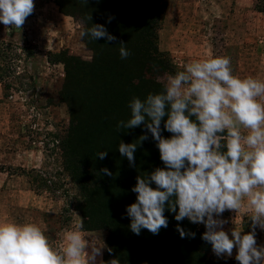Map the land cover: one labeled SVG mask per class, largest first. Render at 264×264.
I'll return each mask as SVG.
<instances>
[{
    "label": "rangeland",
    "instance_id": "1",
    "mask_svg": "<svg viewBox=\"0 0 264 264\" xmlns=\"http://www.w3.org/2000/svg\"><path fill=\"white\" fill-rule=\"evenodd\" d=\"M241 2L242 7L237 2L232 5V0H129L126 5L117 0H34V12L22 28L6 29L0 22V67L4 84L11 88L6 92L0 84V166L5 167L0 172V223H30L35 214L23 206L30 204L50 210L44 220L53 232L60 228L65 208L70 231L78 228L82 219L75 211L79 189L63 157L69 136L73 137L68 140L72 157L90 160L97 171L106 167L113 173L107 203L112 213L126 211L130 201H136L131 189L137 176L148 175L154 155L157 164L160 155L150 133L140 144L143 126L117 128L119 121L130 118L129 103L134 97L144 100L150 93H159L167 75L183 71L194 60L218 56L230 58L234 75L264 81V13L256 10L258 0ZM109 16L114 17L111 23ZM93 24L105 25L116 40L81 37ZM150 39L157 55L144 48L145 41L152 45ZM121 42L130 52L126 59L120 56ZM122 141L137 144L136 167L121 156ZM102 151L108 154L100 160ZM38 175L49 186L60 185L59 189L36 192ZM250 217L248 209H241L239 213L226 210L220 218L228 221L224 230L232 238L234 228L242 235L251 231ZM193 225L200 234L199 260L237 264L236 247L231 257L217 258L211 244L201 238L205 226ZM126 227L127 221L120 233ZM82 235L89 242L87 252L93 239L103 247L96 264L101 259L105 264L112 259L122 264H191L187 251L177 247L179 233L174 229L158 235L147 229L134 237L122 235L136 248L110 254L108 231H82ZM162 235L165 243L158 245ZM256 239L258 246H264V230L259 227Z\"/></svg>",
    "mask_w": 264,
    "mask_h": 264
},
{
    "label": "clouds",
    "instance_id": "2",
    "mask_svg": "<svg viewBox=\"0 0 264 264\" xmlns=\"http://www.w3.org/2000/svg\"><path fill=\"white\" fill-rule=\"evenodd\" d=\"M34 9V0H0V22L6 29L22 28ZM112 19L109 16L107 22ZM80 35L116 40L103 24H93ZM120 45V56L126 59L130 52L123 42ZM165 79L163 91L144 100L134 97L130 118L117 124L126 130L143 126L140 144L150 133L164 165L137 176L131 189L136 201L126 207L130 230L140 235L147 229L158 235L168 227L167 210L177 222L187 218L203 224L206 231L201 238L211 244L217 258L231 257L236 247L239 264H264V246H258L256 239L257 227L264 230V81L234 75L230 58L224 56L194 60ZM137 148L123 141L118 146L131 167H136ZM107 154L102 151L98 157L103 160ZM101 173L113 175L106 167ZM242 208L251 212V231L242 235L234 228L230 238L224 230L228 221L220 217L226 210L239 213ZM82 227L81 219L57 247L37 223H0V264H96L103 247L93 239L87 252ZM176 230L181 238L196 236L180 223ZM100 264L105 262L101 259Z\"/></svg>",
    "mask_w": 264,
    "mask_h": 264
},
{
    "label": "trees",
    "instance_id": "3",
    "mask_svg": "<svg viewBox=\"0 0 264 264\" xmlns=\"http://www.w3.org/2000/svg\"><path fill=\"white\" fill-rule=\"evenodd\" d=\"M118 2H121L123 5L128 4L129 0H117ZM256 10L259 12L264 13V0H258V3L256 5ZM151 41V39H150ZM152 45L149 43V41H145L144 48L147 50H150L157 55L156 52V46L151 41ZM146 50V51H147ZM2 69L0 67V84L4 85L5 91H9L11 88L6 86L4 84L5 77L2 74ZM15 73L12 70V74ZM73 139V137H68L64 141L63 145V152H64V164L65 168L68 173H70L73 182L77 185L79 189V199L76 201L77 206L75 211L80 212L82 215V231L88 232V231H97V230H104L108 231L109 238L107 240V247L108 251L109 249L113 250H121L124 247H135L137 244H133L130 241L123 240L121 237L122 235H128L129 237H134V233L130 230V223L131 220L127 216L126 211H117L115 213L111 212V206L109 208V205L107 203V197L106 193L108 190L111 189V179L109 176L103 175L101 171H97L90 163V160L81 161L78 158L72 157V153L70 152V147L68 145L69 142ZM92 156V155H91ZM137 158H140L139 155L136 154ZM156 156L154 155V165L151 167H148L149 173L152 172L156 167H164L163 162L160 159L159 155V164L156 163L155 160ZM103 169V168H102ZM5 170V167L0 166V172H3ZM38 173V172H34ZM40 180H38V183L34 189L36 192H40L41 190L50 189L54 190L59 189L60 185L56 186H49L47 181L42 178L40 175ZM114 177V176H113ZM110 181V182H109ZM32 183V182H31ZM68 193V192H66ZM67 195V194H66ZM55 199H58L55 196ZM134 203L133 200L130 201V204ZM71 206L73 203L70 204ZM65 213L61 215L60 220L58 223L60 224V228L56 230L55 232L52 231V229H49L50 226L48 225V228L46 229L45 234L48 236L49 240L54 244V246H61L63 244L62 242V234L66 231H70L69 228V209L65 208ZM165 215L169 220L168 227L166 229L162 228L160 231L163 230H169L174 229L176 230L177 223H180L181 227H183L186 231L190 230L192 232L196 233L195 238H181L180 234L176 237V243L179 250L181 248H184L185 251H187L188 254V261L191 264H211L209 262H203V260H199L201 254L199 251L200 248V234L198 233L196 227L187 220V218L182 222H177L175 220V214L171 213L170 211H165ZM48 218L55 217L50 214L47 215ZM128 222V227L124 228L123 234L120 233V226L124 222ZM177 231V230H176ZM178 232V231H177ZM179 233V232H178ZM166 237L161 236L158 240V245H163L165 243ZM111 251V252H112ZM131 253V252H130ZM110 254V252H109ZM132 255V253H131ZM133 256V255H132ZM198 259V260H197ZM108 260V259H107ZM119 264H122L121 260L118 259ZM237 264H239V261H237Z\"/></svg>",
    "mask_w": 264,
    "mask_h": 264
},
{
    "label": "crops",
    "instance_id": "4",
    "mask_svg": "<svg viewBox=\"0 0 264 264\" xmlns=\"http://www.w3.org/2000/svg\"><path fill=\"white\" fill-rule=\"evenodd\" d=\"M235 2H237V4L238 3H241V4H239V6L240 7H242V2H241V0H236V1H234V0H232V5H234L235 4ZM250 8L251 6H247V8ZM262 13V12H261ZM258 14H260V13H258ZM7 163H11V161H7ZM23 206H25L26 207V210L27 211H33L34 212V214H35V217H34V219L33 220H31V222L30 223H37L42 229H43V231H46V229H47V225H46V223H45V220H44V216H45V214H46V212H48V211H50L49 209L47 210L46 208H39V209H34L33 208V206H31L30 204H23ZM242 209H245V211H246V208H242ZM241 212V211H240ZM246 214V213H245ZM66 233L67 232H64L63 234H62V242H63V244H64V239H65V235H66ZM237 252H238V248H237Z\"/></svg>",
    "mask_w": 264,
    "mask_h": 264
}]
</instances>
